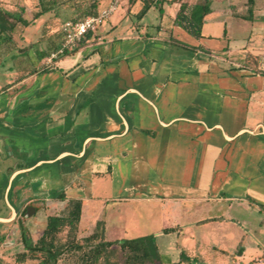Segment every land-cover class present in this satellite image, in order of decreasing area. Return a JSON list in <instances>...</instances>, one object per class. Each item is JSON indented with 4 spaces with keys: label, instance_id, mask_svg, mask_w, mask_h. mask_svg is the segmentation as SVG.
I'll return each mask as SVG.
<instances>
[{
    "label": "crops",
    "instance_id": "obj_1",
    "mask_svg": "<svg viewBox=\"0 0 264 264\" xmlns=\"http://www.w3.org/2000/svg\"><path fill=\"white\" fill-rule=\"evenodd\" d=\"M109 1L95 7L93 0L84 2L80 8L87 13L67 20L94 14ZM198 2L150 0L142 14L146 0H118L88 39L48 65L47 47L57 31L56 45L61 41L60 26L71 14L61 11L68 2H44L48 10L28 25L16 22L12 31L0 32L5 199L11 193L15 202L39 196L50 207L79 199L80 219L98 201L97 213L90 214L93 229L77 223L84 237L106 217L105 201H133L142 192L182 205L242 203L264 216V0L253 1L251 17L248 0H211L202 33L207 22L223 28L196 39L173 18L181 4ZM39 8V0H0V11L11 14L5 25L19 16L31 19ZM153 8L160 11L157 24L149 18ZM238 21L258 30L243 35L234 27ZM236 30L240 35H233ZM247 54L258 57L257 71L244 65ZM52 190H63L65 199L50 198ZM209 218L201 225L224 219H203ZM211 239L217 243L216 233ZM245 241L242 235L237 243L239 260L246 259Z\"/></svg>",
    "mask_w": 264,
    "mask_h": 264
},
{
    "label": "rangeland",
    "instance_id": "obj_2",
    "mask_svg": "<svg viewBox=\"0 0 264 264\" xmlns=\"http://www.w3.org/2000/svg\"><path fill=\"white\" fill-rule=\"evenodd\" d=\"M50 1L52 2V0H44L46 3ZM146 1L147 3L150 2V0ZM54 2H59V5H65L68 2L67 9L61 7V11L64 13H68V9H70V15H63L67 20L76 14L81 16V14L78 15L79 12L86 14L87 9L80 8V5L84 2H92V0H54ZM140 2L144 3V1ZM165 8L163 23H168L170 12L168 7ZM159 12L158 8H153L150 12L149 18L152 23L157 24L158 19L156 17H158ZM107 24L104 27H107ZM237 24L234 27H241L239 29H243L241 32L243 35H249L258 30L257 25H252L249 22L244 21L241 24L238 21ZM61 27L62 24L60 30ZM222 28L223 25L218 26L207 22L204 25L203 34L205 36L211 32H220ZM239 31L230 32L233 35H240ZM57 32L56 41L60 38V31ZM56 41L50 43L47 41L49 43L47 57L58 48L61 41L57 45ZM45 63L48 65L51 62L46 59ZM166 187L164 186L163 189ZM2 188L0 186V218L9 215L12 212V207H17L20 202L13 200V193L10 194L8 200L5 199ZM101 189L106 190L104 186ZM132 190V193L141 192V190ZM139 195H142L139 196L140 199L133 201H105L106 217L102 216L101 220L98 221L102 224L103 230L104 225H107L108 231L103 235V239L114 241L154 234L157 237L160 253L164 256L162 264H232L235 261L236 264H240V261L246 264L255 257L264 255V222L260 227V221L264 219V216L257 207H248L242 203H233L230 207L227 206V203H200L198 206L187 202L182 205L181 202L177 201L150 200L149 196H146V192ZM32 203L37 204L38 212H35L31 217L24 215L19 217L17 215L9 221H0V264H39V260L44 257L41 253H27L25 256H20L25 250L21 242L20 227L26 228L29 236L35 241L41 235L49 214H66L71 207L67 201L56 202L52 207L45 200H37ZM99 204L98 201L90 202L84 208L79 224L82 223L88 229H93V226L89 224L91 221L90 214L97 213ZM210 216H222L224 219L221 223L212 222L204 225L196 223L197 220ZM165 228L172 230L163 232L162 229ZM214 233L217 235V243L211 239ZM242 235L246 237L244 243V247L247 249L245 250L246 259L239 260L236 247ZM84 238L79 234L77 225L72 230L69 229V226H64L57 234L56 244L68 245L66 248L69 249L59 257L57 264H77L80 255L92 244L91 242L86 244ZM71 242L73 244L83 243L84 247L83 249L70 248ZM215 245L224 248L226 252L213 249ZM232 257L236 258L233 259ZM124 259V252L116 244L107 249L106 253L99 259L98 264H125ZM253 264H264V257L259 262H253Z\"/></svg>",
    "mask_w": 264,
    "mask_h": 264
},
{
    "label": "trees",
    "instance_id": "obj_3",
    "mask_svg": "<svg viewBox=\"0 0 264 264\" xmlns=\"http://www.w3.org/2000/svg\"><path fill=\"white\" fill-rule=\"evenodd\" d=\"M254 0H248V17H251L252 8L251 4ZM98 0H93L91 6L95 7ZM40 8L33 13L31 19H26L19 16L13 21H8V24L3 23L4 16L11 17L9 12L0 11V32L3 30L12 31L16 22H20L22 25L26 26L33 19L39 17L41 14L46 12L48 8L44 5L43 0H39ZM150 4L145 3L141 11L143 14ZM210 12V2L209 0H202L201 2L195 4L183 3L179 7V10L173 18V24L181 27L191 36L199 39L203 36L202 27L204 23V17ZM92 32H88L80 40L79 45L91 36ZM73 51L66 53L70 54ZM244 65L249 67L252 71H257L258 69V57L252 54H247ZM53 199L64 200L65 194L62 190H52L50 193ZM71 205L70 209L66 214H54L48 215L46 218L45 227L41 235L33 241L29 236L26 228L21 227L20 237L21 242L24 246V251L20 256H25L27 253H41L44 257L39 260V264H57L59 257L67 251L68 245H57L56 237L64 226H69V229L75 228L77 225L82 208V202L79 199L69 200ZM211 220L203 219L198 223H204ZM170 228H165L164 232H169ZM103 226L100 222H97L96 230L84 238V242L92 244L84 250L83 253L77 260V264H98L99 259L106 253L107 249L112 245H119L120 249L125 254L124 263L125 264H162L164 256L160 253L156 236L154 234H148L139 236L131 239H121V240H104L103 239ZM1 240V238H0ZM70 243V242H69ZM68 243V244H69ZM70 248L83 249V243L73 244ZM241 250V242L237 245V251ZM182 255V253H181Z\"/></svg>",
    "mask_w": 264,
    "mask_h": 264
},
{
    "label": "built area",
    "instance_id": "obj_4",
    "mask_svg": "<svg viewBox=\"0 0 264 264\" xmlns=\"http://www.w3.org/2000/svg\"><path fill=\"white\" fill-rule=\"evenodd\" d=\"M117 7L118 0H110L105 7L94 14L86 15L82 18L65 20L61 27V42L58 48L47 57V60L51 62L66 55L67 52L73 51L84 35L88 32H95Z\"/></svg>",
    "mask_w": 264,
    "mask_h": 264
},
{
    "label": "flooded vegetation",
    "instance_id": "obj_5",
    "mask_svg": "<svg viewBox=\"0 0 264 264\" xmlns=\"http://www.w3.org/2000/svg\"><path fill=\"white\" fill-rule=\"evenodd\" d=\"M63 191V190H62ZM50 198H52V195L50 194L49 196ZM37 200H45V199H42L41 197L39 196H27L26 199L20 201L17 205V207H15V210H16V215L15 216H26L27 213H30L32 212L33 209H35L36 211L35 212H38V208H37V204L35 203H32L33 201H37ZM46 201V200H45ZM32 213L30 216H26V217H31L33 214ZM20 232H21V227H20Z\"/></svg>",
    "mask_w": 264,
    "mask_h": 264
},
{
    "label": "water",
    "instance_id": "obj_6",
    "mask_svg": "<svg viewBox=\"0 0 264 264\" xmlns=\"http://www.w3.org/2000/svg\"><path fill=\"white\" fill-rule=\"evenodd\" d=\"M36 210L35 209H33L32 210V212H30V213H27L26 214V216H30L32 213H34ZM16 211L14 210V214H13V216L11 217V218H0V221H9V220H11V219H13L14 217H15V215H16Z\"/></svg>",
    "mask_w": 264,
    "mask_h": 264
}]
</instances>
